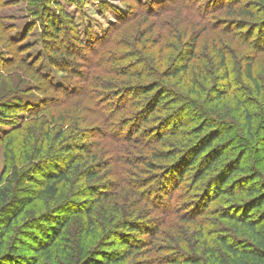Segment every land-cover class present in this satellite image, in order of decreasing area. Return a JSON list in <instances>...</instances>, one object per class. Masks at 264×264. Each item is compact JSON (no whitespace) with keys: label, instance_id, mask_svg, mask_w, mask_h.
Listing matches in <instances>:
<instances>
[{"label":"rangeland","instance_id":"obj_1","mask_svg":"<svg viewBox=\"0 0 264 264\" xmlns=\"http://www.w3.org/2000/svg\"><path fill=\"white\" fill-rule=\"evenodd\" d=\"M140 2L145 3V10ZM227 2L231 3L230 9ZM43 3L41 16L34 9ZM190 3L0 0V187L11 183L19 194L34 192L46 182L44 171L50 169L57 155L60 165L65 166L64 157H60L65 155L60 152L62 143H92L89 155L72 147L78 160L73 162L74 169L65 182H61L57 196L37 198L7 234V239L14 240L28 227L27 217L34 213L54 210L68 216L60 234L37 257L36 264H81L101 247L124 249L122 238H146L151 244L111 264H171L166 260L168 254H195L201 257L202 264H233L221 236L235 241L250 239L242 222L224 215L225 211L234 213L249 198L246 190L239 186L235 194L218 195L214 190L208 193L207 185L231 157H241L246 167L235 178L243 186L253 181L254 171L258 175L254 182H264V0ZM65 13L73 20L71 24L66 23ZM47 16L66 23L61 24L57 36L49 35ZM67 27L73 35L74 31L78 33L82 43L72 47L77 61L75 66H69L68 73L84 87L82 92L67 82L68 98L58 86L65 84V75L69 74L59 72L50 62L47 49L48 42L56 48L68 43ZM110 36L128 44L131 41L139 59L150 62L149 69L137 65L139 73L153 72L141 81L157 79L162 81V87L171 88L159 107L148 114L149 119H143V113L148 102L151 101L149 109L156 106L155 89L130 94L129 98L135 97L133 104L129 102L126 109L118 112L117 101L111 100L110 105L116 106L111 119L96 110L88 94L96 88L93 76L100 72L89 58L98 61L107 55L104 42ZM193 36L197 39L190 46ZM183 41L186 42L179 49ZM185 47H193L187 70L160 77L159 73L169 65L183 62L179 54ZM107 48L129 50L122 64L134 58L131 55L135 51L127 44H109ZM78 74L85 80H79L82 76L77 79ZM120 78L126 76L113 75L115 81ZM62 99L66 104L61 103ZM74 101L78 107L71 124V118H66L72 110L69 104ZM138 111V120L145 121H140L141 131L133 132L137 121L133 113ZM249 118L251 130L247 127ZM221 127L222 139L228 143L225 148H233L205 177L195 181L196 167L209 148L199 154L194 167L180 180L175 171L163 169L175 159L168 156L169 152L182 156L204 133ZM126 132L131 134L128 139ZM89 166L101 170L89 177ZM63 201L72 204L70 213L56 210ZM253 212L259 219L256 227L264 232V204ZM131 219L155 225L156 233L151 236L144 229L128 231L125 222Z\"/></svg>","mask_w":264,"mask_h":264},{"label":"trees","instance_id":"obj_2","mask_svg":"<svg viewBox=\"0 0 264 264\" xmlns=\"http://www.w3.org/2000/svg\"><path fill=\"white\" fill-rule=\"evenodd\" d=\"M72 1L75 2L76 0ZM242 1L243 0H234V2ZM187 2L188 4H191V0H187ZM140 4L141 6L145 5V3L143 2H140ZM44 6L45 3L37 5V9H34V12L40 13L41 16L44 15L42 11V8ZM227 7V9H230L229 7H232L231 3L227 2ZM143 8L145 10V6ZM199 11L201 12L200 8ZM207 13L208 12L206 11L205 14ZM205 14L199 15L202 18H206ZM63 16L67 19L66 23L71 24V21L73 20H71L66 13L63 14ZM125 19H127V17H125ZM46 22L48 24L47 27L49 29L47 28V30L50 36H57L58 34H60V30L62 28L61 24L65 23L63 19H57L55 16H47ZM67 28L68 31H66L65 37L67 41L69 40L68 43H65V45H62L60 43V46L58 48L51 46L50 42H48L49 44L47 43L50 62L56 66L59 72L66 71V73H68L69 71V66H75L74 63H76L77 61L74 56L75 51L72 49V47L74 46V48H76L79 47V45H82V43L79 41L80 38L78 33L74 31L73 35L69 31L70 28ZM72 38L73 41L70 40ZM109 38L110 39H108V41L106 40L104 42L106 44L105 52L107 53V55H102L101 57H99L98 61L89 58L90 63L92 61L98 65L100 72L96 76H93V82H95L94 84L96 88L91 89L93 92L88 94L92 97V102L96 106V110L99 113L103 114L106 118L111 119L113 118V111L116 109V106H114L115 104L110 105V103L113 102L111 100L115 99L117 101L118 112L120 109H126L129 102L131 105L133 104L135 97L131 96L129 98L130 94L133 95V93H139V91L141 90L148 92L155 89L157 90V99L155 98V96L153 97V99L157 100L155 103L156 106L149 109V106H151V101L146 104V109L144 108V113L142 112L144 114L143 119H146L148 118V114L151 113V110L153 111V109L159 107L160 103L163 102L165 94L171 88L168 89L162 87V81L157 79L149 80L148 83H145V81H141L144 77H147L150 73L153 72L145 70L142 73H139L136 70L137 65L141 64L145 67V69H149L150 62H147V60L139 59V54L136 53L135 49L132 47L133 43L131 41L128 44L127 41L123 39L115 40L112 36H110ZM190 39H192L190 41V46H193L196 42L197 37L193 36ZM186 41L180 42L178 44L179 49ZM74 42H76L77 45H75ZM115 43L120 45L127 44L128 46L133 48L135 53H133L131 56L134 58L130 62L122 64L121 61L125 59V56H129L130 53L128 52V49L123 51L122 49L110 50L107 48L109 44ZM262 45L264 46V42H262ZM176 48L177 46H174V50ZM192 48L193 47H185L184 50L181 49L180 51L182 52L179 54V57L183 60V62L180 64L169 65L164 71L159 73V76H174L181 71H186L188 68V61L190 59L188 54L191 53ZM92 49L94 48L92 47ZM94 50L96 53L97 49ZM76 66L78 65L76 64ZM250 69L251 68L249 67V74ZM154 72L156 73V71ZM117 73H119V75L126 76V78H120L119 80L115 81V79H113V75H117ZM78 76L79 77H77V79H79L82 74H78ZM134 76H136V78L131 79V77ZM65 79V84H59L58 86L60 87L59 89L63 92L65 97L68 98L70 95V90H68L69 84L67 82L72 83L73 88H75V86H78L77 88L80 87V89H82V92L84 91V87L82 85H78L77 81H73L74 78L72 75H65ZM79 80H85V76H82V79L80 78ZM115 87L122 88L115 91L113 90V88ZM77 88L74 90H77ZM123 92H126V94H122ZM64 99H62L61 103L66 104V100ZM135 102L137 103L138 101ZM73 103H75V101L69 104L72 110L66 118H71V124L75 121L74 115L78 107ZM18 104L21 103L18 102ZM138 113L139 111L133 113L134 118H137V121L135 122V130L133 132L141 131V129H143L141 127L140 121L145 120H138L140 115V113ZM251 120L252 119L249 118L247 121L251 122ZM124 126L125 124L119 128V133H121V131L124 129ZM251 126L252 122L247 125L248 130H251ZM221 129L222 127L219 129H212L207 133H204L199 138L197 143H194L193 145L189 146L188 149H186L182 156L181 154H177L176 151L169 152L168 156L175 157V159H173L170 164L164 165L163 169L166 168L175 171V173L177 174L176 178L180 180L183 178L185 173L189 172V170L194 167V164L198 160L199 154L209 148V151L200 160L199 166L196 167L195 181H198L201 178L205 177V175L221 161L223 156L228 154L231 148H233L232 145H230L228 148H225V144L227 145L228 143H226V141L222 139L223 136L220 131ZM201 131H203V129ZM129 137H131V134L126 132L125 139H128ZM73 142L62 143L61 148L63 150L60 152H63V154L65 155H60V157H64L63 161H65V166L62 167L60 165V160L57 159L59 155H57L54 161L51 160L49 165L50 169L44 171L46 182L41 187H38L36 191L19 194L18 192L13 191L10 185L11 183L5 184L0 187V264H36V261L38 260L37 257L47 251L48 247L51 245L54 239H56L57 235L60 234L62 228L69 220L68 216H60V214L56 212L54 213V210H52V212L46 210L45 212H41L39 214L34 213L33 215L27 217L28 227L22 229L23 231L19 233L14 240L7 239V234L11 232L14 222L17 220L18 216L26 210L28 205L34 202L37 198H55L57 196L60 191L61 182H65V180L68 178L69 171L74 169L72 165L73 162L78 160L75 155L73 156V153L71 151L72 147L80 148L82 151L87 152L89 155V149L92 146L91 142ZM262 148H264V143L262 145ZM186 156H188V160L185 161ZM100 170L101 168L99 167L89 166L87 167L86 172L89 177H94L99 173ZM241 170H246L245 165L242 164L241 157H239L238 159L231 157L225 162L221 169L218 168L210 177L209 183L207 185V191L209 193L214 190L216 194L222 195L223 193L235 194V190L239 186H242L241 188L246 190V193L249 194V198L246 201L242 202L234 213L230 214L229 211H225L224 215L242 222L245 225L246 230H248L249 232L248 238L250 239L245 238L243 240L235 241L229 240L225 236H221V244L227 251L232 254L234 259L233 264H264V232L256 227L259 219L255 217V214L253 212L254 209L264 204V182H254L255 178L258 176L256 171H254V175L252 178L253 181H251L247 186H243V184L240 183L239 179H235L236 174ZM251 173H253V171L249 174ZM72 208L73 206L69 201H63L62 203H59L57 205L56 210H66L70 213ZM140 220H143V218ZM125 224V227L128 228V231H140L144 229L145 232H148L150 235L156 233L157 231L155 225L147 224L143 221H137V219L127 220ZM120 243L124 244V249H121L119 251L118 248L111 249L101 247L88 255L81 264H111L113 261L126 259L134 252V250H136V248H140L141 246L143 247L145 246V244H151V241L146 238H135L133 239V241H131V238H122ZM28 251H31L32 253H27ZM166 260L171 264H202L201 257L195 254H183L182 256L178 257H175L173 254H168Z\"/></svg>","mask_w":264,"mask_h":264}]
</instances>
